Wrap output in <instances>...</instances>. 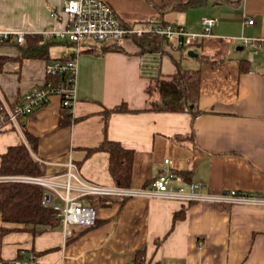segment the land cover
<instances>
[{"label":"crops","instance_id":"obj_1","mask_svg":"<svg viewBox=\"0 0 264 264\" xmlns=\"http://www.w3.org/2000/svg\"><path fill=\"white\" fill-rule=\"evenodd\" d=\"M66 1L0 0V30L41 35L61 29L64 23L55 12ZM103 1L125 25L149 26L160 19L201 33L203 19L218 22L210 36L188 48L193 56L165 41L161 52H150L129 38L116 44L120 51L97 56L85 51L96 42L83 43L77 53L61 40L45 39L50 60L77 53L75 104L66 109L54 95L16 124L0 126V169L11 148L25 145L43 164L45 175L64 173L73 160L88 181L115 186L110 155L96 150L107 139L134 151L132 188L150 187L170 170L175 175L172 189L203 182L204 194L232 189L264 193V0H206L186 11L165 13L160 10L164 0ZM242 38L259 40L261 46L251 48ZM52 45L59 46L57 55ZM0 54L8 57L0 73V102L10 106L45 85L47 60L24 59L11 45L1 47ZM178 66L201 73L195 114L151 105L176 102L174 95L156 90V81L172 80ZM122 105L129 112L106 116ZM65 113L69 125L61 124ZM93 202L98 212L93 228L74 227L68 241L63 224L38 236L14 230L2 239L0 264L29 259L41 264H134L140 250L146 251V264H264V206L148 198ZM4 226L0 215V229Z\"/></svg>","mask_w":264,"mask_h":264},{"label":"built area","instance_id":"obj_2","mask_svg":"<svg viewBox=\"0 0 264 264\" xmlns=\"http://www.w3.org/2000/svg\"><path fill=\"white\" fill-rule=\"evenodd\" d=\"M56 20L64 27L51 28L41 35L48 40H61L74 45L78 53L85 39L96 43H114L145 34L161 36L177 48H194L200 38L210 36L218 20L205 18L202 32L192 33L183 26L165 25L154 19L149 26L125 25L117 17L112 6L103 0H68L61 12H55ZM249 24L253 25L254 20ZM28 32L21 30H0V43L16 42L26 44ZM245 44L257 50L261 41L242 38ZM254 50L256 53L257 51ZM77 53L67 59L51 60L46 65L47 80L43 87L23 94L12 105L0 102V126L16 124L21 117L32 114L47 105L54 95H59L64 108L72 109L76 101V80L78 74ZM58 79V82L54 80ZM39 161H41L39 159ZM169 163V159L165 160ZM175 175L170 171L159 175L147 188H122L100 185L88 181L79 166L69 160L64 173L60 175H9L0 176V183H26L44 189L43 205L51 207L62 221L64 238L68 241L74 235V227L91 228L96 225L98 212L87 199L110 198L124 201L131 198L173 200L183 204L212 203L220 206H264V193L246 190H226L220 194L202 193L204 183H191L189 189L170 187ZM14 264H41L36 259L16 260Z\"/></svg>","mask_w":264,"mask_h":264},{"label":"trees","instance_id":"obj_3","mask_svg":"<svg viewBox=\"0 0 264 264\" xmlns=\"http://www.w3.org/2000/svg\"><path fill=\"white\" fill-rule=\"evenodd\" d=\"M204 1L206 0H164L160 10L162 13L171 9L186 11L202 4ZM132 39L142 51L150 52H161L163 41H165L161 36L155 34H145L140 37H133ZM64 43L69 46H74L68 42ZM117 43L118 42L98 43L97 45L86 48L85 51L97 56H103L108 52L120 51L121 48L116 45ZM6 45L18 47L24 59L34 58L44 59L48 62L51 61L49 56L50 44L46 43L43 35H27L26 44L23 46L18 45L16 42L0 43V48ZM195 47H197V44ZM7 59L8 57L0 54V73L4 69ZM242 65V70L245 71V64ZM54 81L58 82V79ZM200 87L201 73L199 70H185L178 66V72L173 76L172 80L156 81V90H159L166 96L174 95L176 97V102H152L151 105L154 110L166 112L188 111L195 114ZM124 112H129L126 105L117 107L111 112L106 111L105 113L107 116L109 113ZM70 123V116L68 113H65L61 124L69 125ZM30 140L32 143L35 142V139L32 137H30ZM96 150L107 152L110 155V172L116 186L122 188L131 187L134 151L124 148L117 141L107 139ZM0 175L43 176L45 175V169L43 164L38 162L31 155L25 145H20L11 148L2 157ZM43 196L44 189L39 186L26 183H0V215L2 220L6 226H18L17 228L4 226L0 229V247L3 237L14 230L28 231L33 233L34 236H38L44 232L52 231L62 224V221L57 217V213L54 209L43 205ZM102 199L114 200L110 198ZM95 204L96 203L93 202L92 205L95 206ZM145 254V250L138 251L134 264H146Z\"/></svg>","mask_w":264,"mask_h":264},{"label":"rangeland","instance_id":"obj_4","mask_svg":"<svg viewBox=\"0 0 264 264\" xmlns=\"http://www.w3.org/2000/svg\"><path fill=\"white\" fill-rule=\"evenodd\" d=\"M92 42H96V41H94L93 39H85L84 40V43H92ZM56 45H52V47H51V51H52V49H54V51L52 52L53 53V56L54 55H57V53H59V46H56ZM184 51V54H185V56H190L189 54H190V51L187 49V50H183ZM188 60V61H187ZM188 62V63H187ZM185 64L186 65H191V66H193L194 67V65H195V63L193 62V61H190V59H186V62H185ZM94 200H96V199H87V201L89 202V204L90 205H92L93 204V201Z\"/></svg>","mask_w":264,"mask_h":264},{"label":"water","instance_id":"obj_5","mask_svg":"<svg viewBox=\"0 0 264 264\" xmlns=\"http://www.w3.org/2000/svg\"><path fill=\"white\" fill-rule=\"evenodd\" d=\"M190 56H193V54H192V52H190V54H189Z\"/></svg>","mask_w":264,"mask_h":264}]
</instances>
